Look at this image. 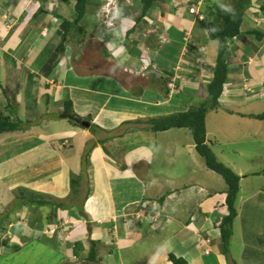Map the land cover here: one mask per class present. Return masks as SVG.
<instances>
[{
  "label": "crops",
  "instance_id": "obj_1",
  "mask_svg": "<svg viewBox=\"0 0 264 264\" xmlns=\"http://www.w3.org/2000/svg\"><path fill=\"white\" fill-rule=\"evenodd\" d=\"M77 1L0 0V112L22 122V130L0 136V220L10 227L16 219L29 223L35 210H25L18 200L24 193L23 198L37 193L59 202L39 208L41 229L31 228L34 222L28 229L20 223L14 235L11 229L0 258L11 248H24L28 239V253L42 255L33 259L38 264H92L87 260L92 243L95 264H173L170 254L187 264H240L221 248L217 225L227 211L223 178L197 153L192 132L154 133L132 124L206 101L218 50L208 37L207 17L190 13L196 0H159L138 23L140 0H122L116 34L98 18L107 0H90L81 22L84 32L73 36L50 77L40 75L36 61L49 44H58L63 21L75 19ZM216 1L204 6L209 11L224 2ZM263 4L251 1L241 35L230 41L226 89L220 107L206 116L208 145L241 178L237 210L242 221L247 216L241 206L259 191L252 180L244 190L243 181L264 178V118H256L264 117V21L252 19L264 16ZM27 33L28 42L18 46ZM31 80L29 98L37 102L40 118L28 128ZM15 83L21 87L11 105ZM66 100L90 128L69 120ZM49 101L56 103L49 107ZM234 142L254 143L255 160L232 151ZM71 174L81 178L76 196ZM144 200L151 209L158 207L163 225L135 219L132 213ZM127 214L131 220L124 218ZM35 241L40 246L32 249L29 243Z\"/></svg>",
  "mask_w": 264,
  "mask_h": 264
},
{
  "label": "trees",
  "instance_id": "obj_2",
  "mask_svg": "<svg viewBox=\"0 0 264 264\" xmlns=\"http://www.w3.org/2000/svg\"><path fill=\"white\" fill-rule=\"evenodd\" d=\"M90 0H78L75 11L76 16L73 21L64 20L61 24L59 31L60 40L57 45L49 44L45 50L42 52L40 57L37 59L36 64L37 68H40V75L45 77H50V75L57 68L61 62L63 56L66 53L68 43L70 44L73 36L84 31L81 29V22L86 14L87 6ZM159 0H140L141 4V14L137 19L138 23H142L144 18L148 15L149 11L154 7V5ZM252 0H234L233 5L230 9H222L218 6L211 7L206 15L207 20V30L208 37L211 41H214L218 44L217 50V59L215 62L214 68V78L208 86L207 89V99L205 102L193 106L188 111L183 113H177L164 117H156L147 119L145 121H136L132 124L138 126H143L149 129L154 133H162L170 130L176 129H186L190 130L193 134L196 151L200 157L204 160L206 166L209 170L220 175L226 183V214L221 218V225L219 230L221 233V248L222 253L228 259H230V247L231 242L234 236V224L236 219L239 216L237 210L238 197L240 193V176H238L234 171L229 167L221 163L215 154L212 152L210 146L207 143V132H206V116L209 111L217 110L219 108V98L223 93V89L228 82L229 75V64H228V52L229 46L228 42L232 41L234 38L241 35V27L245 18L246 10L249 7ZM262 13H264V4L261 7ZM120 12V11H119ZM204 14V12H203ZM264 15V14H263ZM79 36V35H77ZM32 80L29 81L26 91L27 97V110H28V128L33 125L32 116L29 114L30 109L36 108V101H32L29 98L32 88ZM17 90H13L11 94L12 97H8V103L14 104L16 98L14 97ZM65 105L64 112L70 114L74 119L79 117L75 114L73 110V105L70 101L66 100L63 102ZM256 118L262 119L263 116H257ZM73 124H76L75 121H72ZM21 129V122H13L11 118L6 117L2 112H0V136L8 133L19 131ZM264 175V173H263ZM79 179L71 178V190L72 195L76 196L79 194ZM18 191L22 192L21 189ZM25 194V193H24ZM21 194L22 196H25ZM22 196L20 198H22ZM258 197V196H257ZM25 199V198H24ZM47 197L41 196L37 193L28 194V202L34 204L38 202L39 208L42 205L59 206V203L56 200H53L52 203L46 201ZM249 204V203H248ZM147 214H153L151 210L147 211ZM151 224V223H150ZM7 232V227L5 226V221L0 220V245H6L7 240L2 239V235ZM4 245V246H5ZM249 248H247L248 250ZM250 252V251H249ZM97 247L93 243L91 244V249L88 255V262L95 264L97 263ZM169 261L173 264H187V262L178 258L172 254L168 257ZM236 264V262L234 261ZM251 261H249V264ZM248 264V262H247Z\"/></svg>",
  "mask_w": 264,
  "mask_h": 264
},
{
  "label": "rangeland",
  "instance_id": "obj_3",
  "mask_svg": "<svg viewBox=\"0 0 264 264\" xmlns=\"http://www.w3.org/2000/svg\"><path fill=\"white\" fill-rule=\"evenodd\" d=\"M202 1H203V5L201 7V12L206 11L205 15H207L208 10H207V7H205L204 5H206L207 3L215 2L216 0H214V1L213 0H202ZM233 2H234V0H224V2L219 7L222 9H230L233 5ZM215 3H220V2L216 1ZM211 7H209V8H211ZM75 36H77V34ZM174 38L176 39L178 37L176 35H174ZM25 42H28V33L24 37L22 36L18 40V44H19L18 46H20V44H23ZM75 51H74V53H75ZM168 70H169L168 72H171L172 68L169 67ZM176 74H177V71L175 69L174 75H176ZM13 80L15 82V79H13ZM12 86H13L14 90H17L21 87L18 83L12 84ZM26 87H27V85H26ZM53 103L55 104L56 102L55 101L54 102L49 101L45 105L49 104V107H50V105H52ZM62 104L63 103H60V105H62ZM57 106H59V105H57ZM29 114L32 116L33 120L40 118V112L36 108L30 109ZM21 124H22V122H21ZM222 137L223 136L220 135L219 139L221 140ZM242 148H243V150H242ZM211 150H212V148H211ZM231 150L238 152L239 154L245 153L246 159H252L253 161L255 160L256 145L252 142H249L246 144H239L237 142H234L233 148ZM212 152L214 153L213 150H212ZM257 155H258V157L256 158V160H258L260 162L262 159H261V155H260L259 151L257 152ZM67 157H68L69 161L71 160L70 158H72L70 155H67ZM256 163H258V162H256ZM245 165H246V161H245ZM72 169H73V172H75L77 170V167L72 164ZM216 176L221 177L218 174H216ZM71 178L81 180V178L75 174H71ZM221 178H219V179H221ZM251 180L253 181V185L255 183V188H259L258 189L259 191H256V193H255L256 195L254 196L255 199L252 200L251 202H249V204L246 203V198H243V201H244L243 203H246V204L244 207L241 206L240 210H241V212H243L242 210L244 209V213H241V214L247 216V218L245 217L242 221V219H240V216H239V218L236 220V222L234 224V236H233V239L231 242L230 251L237 257L240 264H247L248 261H251V262L255 261L257 264H264V178L260 179L259 181H255L252 178H250V180H244L243 181V189L244 190H246V186L248 183L251 182ZM221 181H224V180L221 179ZM220 183H222V182H220ZM223 183H224V186L227 188L225 181ZM14 194L18 195L16 192ZM256 196H258V197H256ZM21 199H23V200H21ZM18 200L23 201L22 205L25 204L24 205L25 210H27L28 206H29V207L33 208V210H35V211L31 212V214L29 215V217H28L29 223H28V220L21 222L19 220L17 221V219H16V220H13L11 222L12 227L7 226V224H5V226L7 227V232L4 233L2 235V237H4V235H6L7 239L3 238L4 240H8V237H9L8 232H10L11 229H13V230L10 232V235H14V229L16 226H19L20 223L28 229V227L30 228V226H29L30 222H31V224L34 222L33 223L34 225H31V228L41 229L40 226H42V225L39 223V216L41 214L39 213L40 210H39L38 202L34 203V204H30L28 202V197H26L24 199L23 196H22V198H18ZM20 201H17V202H20ZM3 239H2V241H3ZM25 240H27V244L25 245L24 248L16 249V250L11 248L10 253L4 254L0 258V264H38V263H40L38 261L33 262V259H35L36 257H41L42 255L40 253H35V254L28 253V239H25ZM4 245L3 246L0 245V252L3 251L2 247L5 248ZM29 246L32 249L35 248L36 246H40V241L30 242ZM247 246L249 247L248 250L246 248ZM16 251H18V252H16ZM6 252L7 251H5V253ZM47 252H48L47 256L49 257V261L50 262L55 261V258H56L55 254H53L50 249L47 250Z\"/></svg>",
  "mask_w": 264,
  "mask_h": 264
},
{
  "label": "built area",
  "instance_id": "obj_4",
  "mask_svg": "<svg viewBox=\"0 0 264 264\" xmlns=\"http://www.w3.org/2000/svg\"><path fill=\"white\" fill-rule=\"evenodd\" d=\"M120 1L121 0H107L106 3L101 8L100 12L98 13V18L102 22V25L108 27V29H110L115 33H117L116 24L118 23L119 20ZM201 6H202V0L193 3V6L190 8V13L198 14ZM199 19H203L202 16H200ZM252 19L256 24H260L262 21H264V16H262V14L260 13V15H258L257 17L254 16ZM185 40L188 41V37H186ZM161 42H164V38H161ZM228 45H230V41L228 42ZM204 69L205 67L201 68V72ZM149 207H150L149 202L146 201L143 202L139 206L136 213L134 214L135 218L140 221H148L149 223L160 226L162 224V214L157 209H153V211L151 210L153 214H147ZM129 216L132 215L128 214L127 217ZM206 254H209V251H207Z\"/></svg>",
  "mask_w": 264,
  "mask_h": 264
},
{
  "label": "clouds",
  "instance_id": "obj_5",
  "mask_svg": "<svg viewBox=\"0 0 264 264\" xmlns=\"http://www.w3.org/2000/svg\"><path fill=\"white\" fill-rule=\"evenodd\" d=\"M197 1H199V0H196V2ZM121 5H122V0L120 1V7H121ZM202 5H203V1H202ZM202 7V6H201ZM201 7H200V9H199V13L197 14V16H198V18L200 17V16H202V18L204 19L205 18V16L206 15H204L203 14V12H201ZM119 11H120V8H119ZM203 19H201V20H203ZM119 20H120V16H119ZM119 20H118V22H119ZM117 22V21H116ZM118 24V23H117ZM116 24V27H117V33L116 34H118V30H119V27H118V25ZM110 30V29H109ZM111 31V30H110ZM111 32H113V31H111ZM237 38V37H236ZM228 46H230V45H228ZM225 89H226V86L224 87V89H223V93H222V95H221V97L219 98V101L222 99V96H223V94H224V92H225ZM72 103V102H71ZM73 105V104H72ZM219 107H220V103H219ZM74 110V109H73ZM213 111V110H212ZM66 114H68V113H66ZM68 116H69V120H71V121H75V123H77L78 125H80L81 127H83L82 125H81V122H89V121H83L82 119H78V118H76V119H74L70 114H68ZM91 124V123H90ZM149 202L150 203V207H149V210H152L153 211V209H151L152 208V203L150 202V201H147V200H144V201H142L141 203H139L138 204V206H137V210H138V208H139V206L143 203V202ZM155 209H157L158 211H160L159 209H158V207L157 208H155ZM136 213V211L134 212V213H132V215H134ZM161 213V212H160ZM162 214V213H161ZM128 215V214H127ZM127 215H125L124 216V218H126V219H129V220H131V218H132V216H129V217H127ZM129 215H131V214H129ZM136 219V218H135ZM162 219H163V216H162ZM140 221V220H139ZM152 224V223H151ZM152 225H154V224H152ZM161 225H163V220H162V224ZM221 225V220L219 221V223H218V228H219V226ZM155 226H157V225H155ZM159 227V226H158ZM55 232V231H54ZM209 242V241H208ZM207 251H209V250H207ZM206 251V252H207ZM209 253H210V251H209ZM206 255H208V254H206Z\"/></svg>",
  "mask_w": 264,
  "mask_h": 264
},
{
  "label": "water",
  "instance_id": "obj_6",
  "mask_svg": "<svg viewBox=\"0 0 264 264\" xmlns=\"http://www.w3.org/2000/svg\"><path fill=\"white\" fill-rule=\"evenodd\" d=\"M81 125H82L84 128H90V126H91L90 122H81Z\"/></svg>",
  "mask_w": 264,
  "mask_h": 264
},
{
  "label": "bare ground",
  "instance_id": "obj_7",
  "mask_svg": "<svg viewBox=\"0 0 264 264\" xmlns=\"http://www.w3.org/2000/svg\"><path fill=\"white\" fill-rule=\"evenodd\" d=\"M102 7H103V6H102ZM102 7H101V8H102ZM100 10H101V9H100ZM99 12H100V11H99ZM119 16H120V12H119ZM100 23L102 24V22H101V21H100ZM105 27H106V26H105ZM106 28L108 29V27H106ZM197 63H198V62H197ZM218 222H219V221H218Z\"/></svg>",
  "mask_w": 264,
  "mask_h": 264
}]
</instances>
